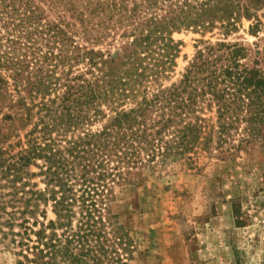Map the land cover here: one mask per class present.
Masks as SVG:
<instances>
[{
    "label": "trees",
    "instance_id": "obj_1",
    "mask_svg": "<svg viewBox=\"0 0 264 264\" xmlns=\"http://www.w3.org/2000/svg\"><path fill=\"white\" fill-rule=\"evenodd\" d=\"M262 11L264 0H0V241L17 264H131L118 191L203 152H264V59L230 40L245 21L257 35ZM183 30L202 38L174 81Z\"/></svg>",
    "mask_w": 264,
    "mask_h": 264
},
{
    "label": "rangeland",
    "instance_id": "obj_2",
    "mask_svg": "<svg viewBox=\"0 0 264 264\" xmlns=\"http://www.w3.org/2000/svg\"><path fill=\"white\" fill-rule=\"evenodd\" d=\"M251 24L245 21L230 40L264 59V25L254 35ZM174 37L182 50L175 81L202 35L183 30ZM206 38L216 41L219 31ZM114 211L130 237L131 264H264V152L246 150L227 160L203 152L194 163L177 161L144 173L118 191ZM9 243L0 241V264L18 263Z\"/></svg>",
    "mask_w": 264,
    "mask_h": 264
}]
</instances>
